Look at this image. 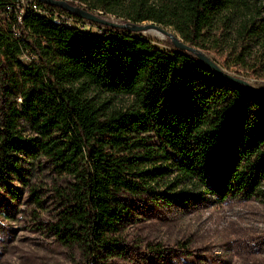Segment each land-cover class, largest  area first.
<instances>
[{
  "label": "trees",
  "instance_id": "1",
  "mask_svg": "<svg viewBox=\"0 0 264 264\" xmlns=\"http://www.w3.org/2000/svg\"><path fill=\"white\" fill-rule=\"evenodd\" d=\"M62 1L171 28L202 53L208 32L230 30L241 51L221 70L264 78V56L254 64L248 56L250 42L264 52V11L243 0ZM137 35L37 0H0V206L11 208L3 217L36 206L77 264H134L126 230L172 198H189L168 191L192 186L219 202H264V95L170 40L163 50ZM117 97L131 104L117 107L109 101ZM143 248L145 264L185 258Z\"/></svg>",
  "mask_w": 264,
  "mask_h": 264
},
{
  "label": "rangeland",
  "instance_id": "2",
  "mask_svg": "<svg viewBox=\"0 0 264 264\" xmlns=\"http://www.w3.org/2000/svg\"><path fill=\"white\" fill-rule=\"evenodd\" d=\"M243 1L252 12L256 9L261 13L264 11V0ZM91 13L111 23L133 24L114 16ZM66 22L74 25L73 22ZM164 29L178 36L171 28ZM142 36L158 48L169 50V39L161 33L149 30ZM206 46L208 51L203 53L218 66L241 51L236 34L230 30L225 32L222 28L207 33ZM248 51L249 62L252 63L264 56L260 43L250 42ZM230 74L264 90V78L255 79L251 72L237 74L236 69H231ZM109 101L120 108L131 104V99L122 97ZM43 184L44 189L48 188L47 183ZM153 188L155 192H164L163 188ZM178 192L188 194L187 201L172 198V204L162 206L159 213H145L126 230L128 257L133 259L134 264H145L142 254L146 251L143 248L146 244L163 246V250L176 259V252L180 251V255L185 257L183 264H264V202L256 198L219 202L192 186L168 191V194ZM47 198L42 199L43 206L47 210L52 209ZM32 208L17 207L14 214L5 218L3 214L11 209L10 204H1L0 264H77L78 255L75 252L52 241L47 229L52 221L50 215L36 206ZM114 264L132 263L115 261Z\"/></svg>",
  "mask_w": 264,
  "mask_h": 264
},
{
  "label": "water",
  "instance_id": "3",
  "mask_svg": "<svg viewBox=\"0 0 264 264\" xmlns=\"http://www.w3.org/2000/svg\"><path fill=\"white\" fill-rule=\"evenodd\" d=\"M37 1L44 4V5L55 7V8H58L60 10H63L64 12H67L71 15H74V16H76V17H78V18H80L86 22H89V23H94V24H97V25L102 26V27L124 29V30H127L129 32L136 33V34H138L136 37H139V35H143L144 32H147L149 30H155V31L161 33L162 35H164L165 37H167L175 49L182 50V51H188V52L193 53L200 60V62H202L205 66H207L208 68L215 71L217 74L224 76L230 80H233L237 84L246 86V87L264 95V90H261L257 87H254L244 80L235 79V78L231 77L230 75L225 74L223 72V70H221V68L213 60L208 58L205 54H203L202 52L195 50L193 48H189L187 45H185L183 43V41L178 36L168 32L167 30H165L163 27H161L159 25H156L154 23H149L146 25L128 24V23L127 24H115V23H111L107 20H104V19H102V18L82 9V8L70 5L66 1H62V0H37Z\"/></svg>",
  "mask_w": 264,
  "mask_h": 264
},
{
  "label": "built area",
  "instance_id": "4",
  "mask_svg": "<svg viewBox=\"0 0 264 264\" xmlns=\"http://www.w3.org/2000/svg\"><path fill=\"white\" fill-rule=\"evenodd\" d=\"M22 4H23V2H22ZM26 60H27V58H25Z\"/></svg>",
  "mask_w": 264,
  "mask_h": 264
}]
</instances>
